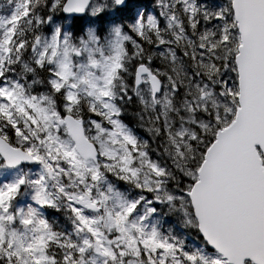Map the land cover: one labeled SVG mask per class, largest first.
Instances as JSON below:
<instances>
[{
	"label": "snow or ice",
	"instance_id": "6c2138e0",
	"mask_svg": "<svg viewBox=\"0 0 264 264\" xmlns=\"http://www.w3.org/2000/svg\"><path fill=\"white\" fill-rule=\"evenodd\" d=\"M0 264H264V0H5Z\"/></svg>",
	"mask_w": 264,
	"mask_h": 264
},
{
	"label": "rangeland",
	"instance_id": "374dc122",
	"mask_svg": "<svg viewBox=\"0 0 264 264\" xmlns=\"http://www.w3.org/2000/svg\"><path fill=\"white\" fill-rule=\"evenodd\" d=\"M213 2H217L218 3V2H220V0H213ZM165 221H166L165 227H167L169 224H171V225H173L176 228L177 231H180L179 225L176 224L175 221H173L171 219H168V218H166ZM189 240L194 242L191 237H189Z\"/></svg>",
	"mask_w": 264,
	"mask_h": 264
},
{
	"label": "trees",
	"instance_id": "16d2710c",
	"mask_svg": "<svg viewBox=\"0 0 264 264\" xmlns=\"http://www.w3.org/2000/svg\"><path fill=\"white\" fill-rule=\"evenodd\" d=\"M4 3H5V0H0V5H3ZM127 119H128L129 121H133L132 118H131L130 116H127ZM53 214H54V213H53ZM56 215H58V214H56ZM60 219L63 220V217L61 216Z\"/></svg>",
	"mask_w": 264,
	"mask_h": 264
}]
</instances>
